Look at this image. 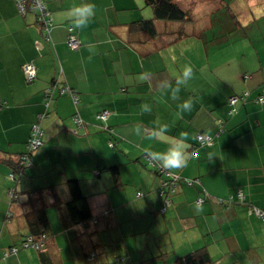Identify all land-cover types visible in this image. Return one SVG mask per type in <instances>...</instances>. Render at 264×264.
Returning <instances> with one entry per match:
<instances>
[{
	"label": "crops",
	"instance_id": "0c3cea01",
	"mask_svg": "<svg viewBox=\"0 0 264 264\" xmlns=\"http://www.w3.org/2000/svg\"><path fill=\"white\" fill-rule=\"evenodd\" d=\"M230 1L241 19L249 15L248 4ZM44 2L54 25L49 40L33 12L22 15L13 0H0V264H174L199 248L208 250L210 264H264V222L238 199L243 191L248 204L264 208V105L252 100L264 73H250L253 63H241L243 73L229 79L219 64L177 56L170 48L187 38L174 39L181 26L154 19L145 0ZM86 5L93 14L77 27L81 18L74 9ZM148 19L157 26L155 38L144 26ZM69 25L81 38L77 49L66 44ZM261 51L253 60L263 69ZM27 62L36 67L31 83L22 71ZM186 65L193 68L191 78L178 83ZM55 80L76 91L78 102L68 95L51 101L41 121L43 144L14 180V161L43 110L44 89ZM245 90L249 100L231 115L229 96ZM189 99L192 108L185 111ZM103 110L108 116L100 120L95 115ZM201 132L214 143L197 144ZM175 149L190 155L181 169L165 170L150 155ZM172 178L179 180L172 192L164 188L171 202L162 210V181ZM69 180L86 197L87 222L68 216ZM42 228L45 249L4 254Z\"/></svg>",
	"mask_w": 264,
	"mask_h": 264
},
{
	"label": "trees",
	"instance_id": "16d2710c",
	"mask_svg": "<svg viewBox=\"0 0 264 264\" xmlns=\"http://www.w3.org/2000/svg\"><path fill=\"white\" fill-rule=\"evenodd\" d=\"M13 1L17 5V0H13ZM145 1H146L147 5L151 7V9L153 11L154 19L161 20L162 22H165V23H177V24H179V26H181L180 28L177 29V31L173 32V34H172V35H174L175 40H180V39L188 37V36L192 35V33H194L193 30L187 31V29H186V27L188 26V23H190L191 25L193 24L192 21L195 18V15H193V12H192L193 8H192V10L191 9L185 10L184 8H182V6L179 4V2L177 0H145ZM194 3H196V0H194ZM24 4H25V6H24L23 12L20 11L22 13V15L26 14L27 12H33L35 15L36 23H38V25L40 26L43 37L46 40H49L50 31H51L52 27L54 26L52 19H51L52 25L48 26L46 29L47 24L43 23V21H41L39 19V16H40L39 9L36 7H33L28 0H25ZM43 4H44V10L47 13L46 20L48 18L50 19L51 17H50L48 9L45 6L44 0H43ZM17 7H18V5H17ZM144 26L147 28V33L150 36V38H155L159 34L157 26H156L153 19L146 20L144 22ZM70 27H72L71 31H69ZM167 31L168 30L164 29L163 32H167ZM71 33L77 35V33L74 30V27L72 25H69V26H67V39ZM67 39H66V44L68 46ZM69 48H71V47H69ZM71 49H77V48H71ZM25 64H31L34 68V72H35L34 77L32 79H29L27 73L25 72V70L23 68L24 64L22 65V71L24 74V79L27 83H31L36 79V67L32 62H27ZM243 78L249 79L250 74H247V75L245 74ZM48 89H51V90H48ZM46 91L47 92L49 91L48 93L51 94V95L49 94L50 95L49 97L46 96L47 95ZM62 95H68L72 99L73 104H77L78 95H77L76 91H74L72 88H70L67 84H59V82L57 80L52 81L43 91V95H42L43 110H42V112H40V114L38 113L36 120L32 123V125L39 121L41 128H42L41 121L50 115L51 101L53 99L59 97V96H62ZM249 95H250V92L245 90L239 94L237 93V94H233V95L229 96L228 101H227L229 108H230L229 113L231 115L235 114L239 110V107L249 100V98H250ZM234 97H237L238 100L234 104H231V99ZM261 97H264V86L261 88L260 92L252 100L258 104L264 105V103L260 101ZM4 106H5V101L0 97V108H3ZM103 111H107V110H103ZM100 112H102V111H100ZM97 114L98 113H96V115ZM76 120L80 121L79 125H78V123H76ZM72 121L74 122L76 127H80L83 125L82 119L76 114L72 117ZM32 125H31V127H32ZM31 127H30V130H31ZM218 127H219V131H221V132L224 131V124L223 123H220L218 121ZM42 131H43V128H42ZM29 134H30V132H29ZM199 134H206V133L201 132V133L196 134L195 138H196L197 144H199V145H212L214 143V138L211 135L210 136L212 137V140H213L212 144H203V143L199 142V140L197 139V135H199ZM42 137H43V135H42ZM27 141H28V139H27ZM27 141H26V145H25V150L21 154L18 155V157L14 161L15 164H13L14 166H13V172L11 173V177L14 180L16 179L15 175H14L15 173L18 174L17 177H20L26 168L32 166L33 155L38 150L37 149L34 153H30L28 151ZM42 144H43V139H42ZM24 158H29L30 163L27 164L24 161ZM146 160L148 161V163H150V165H152V166L155 165V161L150 160L149 157H146ZM263 169H264V166H263ZM178 180L179 179H173V178L169 179V180L166 179V180L162 181V183L166 182L169 187L173 188V186L176 185V182ZM188 181H190V180H188ZM185 182L187 183V181H185ZM68 185H69V187L72 191V195H73V199L66 203V209H67L68 216H69L70 220H72L73 223H84V222L89 221L91 218L90 208L88 206L86 197H84L82 195V193L80 192L78 182L76 180H69ZM169 187H168V189L171 190L172 188H169ZM8 192H9L10 198H13L14 197V191L9 190ZM141 195H142V193H141ZM141 195H137V197H139ZM166 195H168L167 197L170 199L169 192L165 191V195L163 197H165ZM233 198H234V196L231 197V199H233ZM238 199H239V201H241L240 202L241 204H247L249 207V210L251 208V210L255 211V208H258L264 212V208L257 207L253 203L248 204V202L246 200L245 193H244L243 198L242 197L240 198L238 196ZM170 202H171V199H170ZM170 202H169V204H170ZM169 204L166 207H168ZM162 206H164V202H163ZM166 207H165V209H166ZM257 216L264 222V218L262 216H260V215H257ZM45 229L46 228H42V230L39 232H34V233L29 234V235H26L25 239L21 243V246H16V245L11 246L10 248L6 249V254H9L11 252L15 253L20 248H23V247L24 248L33 247L37 250L45 249L46 248V238H47V234H48L46 232L47 230H45ZM28 236H30L32 238L31 241L28 240V238H29ZM26 241H27V243L25 245ZM212 261H213V259L210 255V253L208 252V250L205 248H199L197 250H194V251L185 253L183 255L177 256L174 264H210Z\"/></svg>",
	"mask_w": 264,
	"mask_h": 264
},
{
	"label": "rangeland",
	"instance_id": "374dc122",
	"mask_svg": "<svg viewBox=\"0 0 264 264\" xmlns=\"http://www.w3.org/2000/svg\"><path fill=\"white\" fill-rule=\"evenodd\" d=\"M177 1L185 10L193 6L196 16L193 24L187 29L193 30L194 33L183 39V44L176 43L170 48L177 52V56L185 54L187 58L196 62L210 61L212 65L219 64L222 70L227 71L229 79H236L238 72L243 73L241 63L245 65L253 63L250 66V73L254 69L264 73L261 64L253 60L257 54L254 52H262L264 47V0H238L242 6L245 4L250 6L249 15L243 19L235 8L229 5L232 2L230 0H218V3L196 0V3L190 5V0ZM162 55L168 63L172 61L169 52L166 54L162 52ZM244 56L248 58L242 61L241 58ZM161 200L162 204L163 199ZM56 223L54 222V225Z\"/></svg>",
	"mask_w": 264,
	"mask_h": 264
},
{
	"label": "built area",
	"instance_id": "2783aa9c",
	"mask_svg": "<svg viewBox=\"0 0 264 264\" xmlns=\"http://www.w3.org/2000/svg\"><path fill=\"white\" fill-rule=\"evenodd\" d=\"M28 1L30 2V4L33 7H36V8L39 9V13H40L39 19L41 21H43V23L47 24L46 29H47L48 26L52 25L51 18L50 19L48 18L46 20L47 13L44 10L43 0H28ZM24 2H25V0H17V5H18V7H19L21 12H23V10H24V6H25ZM71 30H72V27L69 28V31H71ZM67 41H68V46L71 47V48H78L80 46V44H81V38L78 35H75L73 33H71L68 36ZM23 68H24L25 72L27 73L29 79H32L34 77V74H35L33 66L31 64H24ZM48 90H51V89H48ZM48 92L46 91V94H47L46 96L49 97L51 94L48 93ZM237 100H238L237 97L232 98L231 99V104H234ZM260 101L264 103V97H261ZM107 115H108L107 111H102V112L98 113L96 115V117L101 119V120H104V119H106ZM76 123H78V125H79L80 121L76 120ZM42 135H43V131H42L40 122L38 121V122H36V123H34L32 125L31 130H30V134H29V137H28L27 147H28V151L30 153H34L42 145ZM197 139L199 140V142H201L203 144H212L213 143L212 137L210 135H208V134H199V135H197ZM24 161L27 164L30 163L29 158H24ZM188 183L192 184V181H188ZM162 185H163V189L165 188L166 190H168L169 186L167 185L166 182H163ZM169 188H172V187H169ZM165 189L161 190L160 195H163V194L165 195ZM172 191H173V189H171V192ZM137 195H141V193L138 192ZM167 196L168 195H166L164 197V201H163L164 202V206H162V210H164L165 207L170 202V199ZM238 196L240 198L241 197L243 198L244 197L243 191H239ZM202 201H203V199H199L198 200V202H202ZM255 211H256V213L258 215H260V216H262L264 218V212L263 211H261L258 208H255ZM28 237H27L28 240L31 241L32 238L30 236H28ZM26 243H27V241L25 242V245H26ZM5 254H6V250H5ZM91 256H93V254H91Z\"/></svg>",
	"mask_w": 264,
	"mask_h": 264
},
{
	"label": "clouds",
	"instance_id": "9594fccd",
	"mask_svg": "<svg viewBox=\"0 0 264 264\" xmlns=\"http://www.w3.org/2000/svg\"><path fill=\"white\" fill-rule=\"evenodd\" d=\"M74 11L81 18L77 20L76 22L77 27H80L86 24L87 22L86 17L93 14L92 7L87 6V5L82 6V7H77L74 9ZM192 72H193L192 66L186 65L184 67V72H183L184 79L179 80L178 83H186L187 79L191 78ZM176 91L178 92L179 89L177 88ZM173 98L175 99L176 97L174 96ZM181 107L185 111H191V108H192L191 99H189L188 101H185ZM150 155H153L156 158L161 159L162 161L161 166L165 170L181 169L187 164V161L190 159V155H188L183 149L170 150L167 154H151L150 153ZM197 210H199L198 205H197Z\"/></svg>",
	"mask_w": 264,
	"mask_h": 264
}]
</instances>
